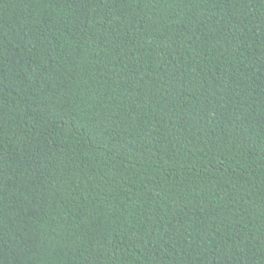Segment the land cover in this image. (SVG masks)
Returning a JSON list of instances; mask_svg holds the SVG:
<instances>
[{"label": "trees", "instance_id": "trees-1", "mask_svg": "<svg viewBox=\"0 0 264 264\" xmlns=\"http://www.w3.org/2000/svg\"><path fill=\"white\" fill-rule=\"evenodd\" d=\"M0 264H264V0H0Z\"/></svg>", "mask_w": 264, "mask_h": 264}]
</instances>
